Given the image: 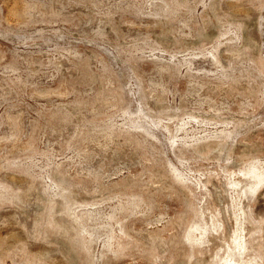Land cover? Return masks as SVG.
<instances>
[{"label":"rangeland","instance_id":"rangeland-1","mask_svg":"<svg viewBox=\"0 0 264 264\" xmlns=\"http://www.w3.org/2000/svg\"><path fill=\"white\" fill-rule=\"evenodd\" d=\"M0 264H264V0H0Z\"/></svg>","mask_w":264,"mask_h":264}]
</instances>
